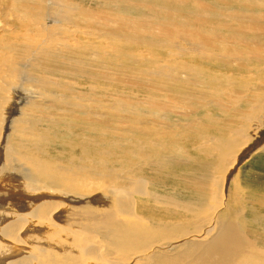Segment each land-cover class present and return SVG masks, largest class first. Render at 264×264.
I'll list each match as a JSON object with an SVG mask.
<instances>
[{
    "label": "bare ground",
    "instance_id": "obj_1",
    "mask_svg": "<svg viewBox=\"0 0 264 264\" xmlns=\"http://www.w3.org/2000/svg\"><path fill=\"white\" fill-rule=\"evenodd\" d=\"M46 1L0 20V264H264L225 187L264 144V0Z\"/></svg>",
    "mask_w": 264,
    "mask_h": 264
},
{
    "label": "rangeland",
    "instance_id": "obj_2",
    "mask_svg": "<svg viewBox=\"0 0 264 264\" xmlns=\"http://www.w3.org/2000/svg\"><path fill=\"white\" fill-rule=\"evenodd\" d=\"M21 1L23 0H14V1L13 0L12 1L11 0H0V20L1 21L9 20L10 25H13L14 21H12V18H13L12 15L21 14L23 11L22 6H21L22 5ZM47 1L46 3H48ZM15 4L17 5V10L13 8ZM70 39L72 38L70 37ZM194 153L196 154V156L200 157L198 158V160L201 162H203L202 160H204V159H201L202 157L206 158L205 155L202 154L203 152H200L198 150L196 151L195 148H194ZM248 154L250 155V157H247L246 161H243L240 165H237V162L240 159V157H238L235 168L231 169V171L227 173L226 178H225V187L226 188L229 187L230 189L239 192L238 195L235 197L236 199H234L237 201H232L231 204H235V206L237 205L238 207L236 206L235 208L237 210L239 208V211H241L242 214L246 212L247 216L250 215V213H247V210L253 209L256 212H259V211L264 212V198H263L264 197V144H262L260 148L255 150L254 153L251 151ZM246 156H243V157L245 158ZM216 162H220V161L217 160ZM189 166L193 167L195 165L192 164ZM214 170L216 171V169ZM219 171H222V169L221 170L219 169ZM219 171H216V172H219ZM232 176L236 178L234 182L235 184L234 183L232 184L233 186L231 185V183H229L231 182L232 179L228 182V180ZM234 186H235V189H234ZM226 188H224V191L226 190ZM258 204L259 206H257ZM260 206L263 208H261Z\"/></svg>",
    "mask_w": 264,
    "mask_h": 264
},
{
    "label": "water",
    "instance_id": "obj_3",
    "mask_svg": "<svg viewBox=\"0 0 264 264\" xmlns=\"http://www.w3.org/2000/svg\"><path fill=\"white\" fill-rule=\"evenodd\" d=\"M244 157L242 156V157H240V159L238 160V162H237V165H240L243 161H244Z\"/></svg>",
    "mask_w": 264,
    "mask_h": 264
}]
</instances>
